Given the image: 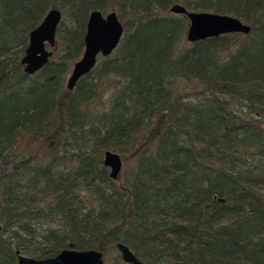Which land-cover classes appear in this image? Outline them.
<instances>
[{"label":"trees","instance_id":"trees-1","mask_svg":"<svg viewBox=\"0 0 264 264\" xmlns=\"http://www.w3.org/2000/svg\"><path fill=\"white\" fill-rule=\"evenodd\" d=\"M175 3L250 29L189 42ZM50 7L67 15L59 56L28 74L29 31ZM94 8L115 10L124 33L69 90ZM105 149L128 157L119 181ZM261 188L264 0H0V264H16V249L104 253L117 241L146 261L264 264Z\"/></svg>","mask_w":264,"mask_h":264},{"label":"water","instance_id":"water-1","mask_svg":"<svg viewBox=\"0 0 264 264\" xmlns=\"http://www.w3.org/2000/svg\"><path fill=\"white\" fill-rule=\"evenodd\" d=\"M175 13L184 14L189 23L186 28V38L193 42L202 38L216 36L226 32H242L249 30V25L235 15L208 10H193L175 3L170 7ZM62 18L58 7L46 10L40 22L29 31L28 44L21 57L23 70L34 73L39 70L52 55V47L56 42V31ZM124 33V25L115 10L102 11L91 9L86 22L84 46L81 55L73 62L66 78V87L71 90L77 81L96 64L98 56L111 54L118 46ZM103 163L109 168L111 178H117L122 159L118 152L105 149ZM1 207V199H0ZM1 226V224H0ZM115 246L120 251L121 259L131 264H206L186 260L172 262L146 261L138 257L124 242L117 241ZM16 264H103V252L97 248L64 247L56 254L45 257H34L16 249ZM210 264H235L227 261Z\"/></svg>","mask_w":264,"mask_h":264},{"label":"rangeland","instance_id":"rangeland-1","mask_svg":"<svg viewBox=\"0 0 264 264\" xmlns=\"http://www.w3.org/2000/svg\"><path fill=\"white\" fill-rule=\"evenodd\" d=\"M106 11H108V10H105L104 12H106ZM170 12L175 13L173 11H170ZM175 14H182V13H175ZM62 16L64 18L67 17V15L63 11H62ZM185 18L187 19L186 16H185ZM121 21H122V19H121ZM188 23H189V21L187 19V25H188ZM186 28H187V26H186ZM186 28H185L184 33H183V39L184 40H187V38H186ZM55 44H56V42H55ZM55 44L52 47H50V49L52 50V55L50 56V59H52V58L53 59H57L58 56H59V52H58L59 51V47H58L57 44L56 45ZM82 50H81V52H82ZM81 52H80L79 56L81 55ZM77 58L72 60L70 65H69V69H68V72H67L65 80H64V86L65 87H66V78H67V76L70 73V70L72 68L73 62ZM98 59L100 60V57H98ZM99 60L97 62H99ZM112 81L113 80L110 79V82H109V80H101L99 82V84H98L99 90L97 91L96 95L93 96L86 103V106H85V108L88 111V113L90 114V116H94V115L98 114L99 112L103 111L107 107L109 94L111 92ZM74 88H75V86L73 87V89ZM113 151H116V150H113ZM116 152H118V151H116ZM118 153L120 154L121 159H122V166H121V170H120V172H119V174H118V176L116 178L117 181H119V179L121 178V176L123 174V168L128 163V157L127 156L125 157L121 152H118ZM259 190L261 192H263L264 188H261ZM103 264H131V263L122 260L121 256H120V251L117 249L116 246L111 245V246L108 247L107 251L103 253Z\"/></svg>","mask_w":264,"mask_h":264},{"label":"bare ground","instance_id":"bare-ground-1","mask_svg":"<svg viewBox=\"0 0 264 264\" xmlns=\"http://www.w3.org/2000/svg\"><path fill=\"white\" fill-rule=\"evenodd\" d=\"M169 10H170V8H169ZM171 11V10H170ZM249 29H250V26H249ZM249 31V30H248ZM226 33H231V32H226ZM238 33H242V32H238ZM247 33V32H246ZM246 33H243V34H246ZM221 34H223V33H221ZM217 36V35H216ZM210 37H212V36H210ZM202 39H204V38H202ZM190 42V41H189ZM103 161V160H102Z\"/></svg>","mask_w":264,"mask_h":264},{"label":"flooded vegetation","instance_id":"flooded-vegetation-1","mask_svg":"<svg viewBox=\"0 0 264 264\" xmlns=\"http://www.w3.org/2000/svg\"><path fill=\"white\" fill-rule=\"evenodd\" d=\"M234 263V262H233Z\"/></svg>","mask_w":264,"mask_h":264}]
</instances>
